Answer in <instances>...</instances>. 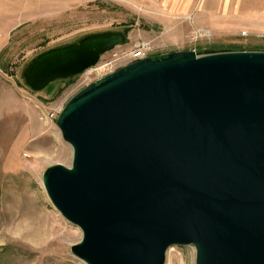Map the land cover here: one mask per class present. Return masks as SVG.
I'll use <instances>...</instances> for the list:
<instances>
[{
  "label": "water",
  "instance_id": "obj_1",
  "mask_svg": "<svg viewBox=\"0 0 264 264\" xmlns=\"http://www.w3.org/2000/svg\"><path fill=\"white\" fill-rule=\"evenodd\" d=\"M126 41L88 34L23 72L33 91L84 73ZM71 167L43 172L57 209L83 232L87 264H264V50L172 51L90 82L57 121Z\"/></svg>",
  "mask_w": 264,
  "mask_h": 264
},
{
  "label": "rangeland",
  "instance_id": "obj_2",
  "mask_svg": "<svg viewBox=\"0 0 264 264\" xmlns=\"http://www.w3.org/2000/svg\"><path fill=\"white\" fill-rule=\"evenodd\" d=\"M201 2L0 0V121L13 122L9 138L0 139V264H87L71 250L83 232L53 204L43 172L56 163L72 166L73 147L56 121L66 103L97 80L101 70L114 71L130 63L131 51L142 42L149 44L153 57L178 50L198 54L264 50V18L255 24L257 31L254 27L250 31L241 8ZM119 30H124L126 41L103 53L90 71L41 91L25 84L23 72L38 54L88 34ZM25 190L35 194L42 213L50 217L44 226H34L32 220L33 226H24L27 218L22 223L8 221L7 198ZM59 225L62 229L56 230ZM34 228L40 229L37 237L24 235ZM195 259L193 245H175L165 264H195Z\"/></svg>",
  "mask_w": 264,
  "mask_h": 264
},
{
  "label": "bare ground",
  "instance_id": "obj_3",
  "mask_svg": "<svg viewBox=\"0 0 264 264\" xmlns=\"http://www.w3.org/2000/svg\"><path fill=\"white\" fill-rule=\"evenodd\" d=\"M5 118H7V116ZM12 125L13 122L10 123L9 120L0 121V139L7 140L9 138L12 133ZM6 202L5 206L10 213L8 221L12 224L16 223V221L20 222L24 218H27L28 221L25 220V223L23 224L24 226H44L47 219L50 218L46 213H42V210L36 201L35 194L30 193L28 190L11 194ZM30 220L33 221V225ZM55 229L60 230L62 227L59 225L56 226ZM39 230V228L29 229L28 231H25L24 235L37 237Z\"/></svg>",
  "mask_w": 264,
  "mask_h": 264
},
{
  "label": "crops",
  "instance_id": "obj_4",
  "mask_svg": "<svg viewBox=\"0 0 264 264\" xmlns=\"http://www.w3.org/2000/svg\"><path fill=\"white\" fill-rule=\"evenodd\" d=\"M201 4H203L202 6L241 8L240 13L248 16L245 22H247L250 31H253V27L257 31L259 27L255 26V24H260V19L264 18V0H202ZM190 5L194 7V2H191ZM251 8H256L257 10H252Z\"/></svg>",
  "mask_w": 264,
  "mask_h": 264
},
{
  "label": "built area",
  "instance_id": "obj_5",
  "mask_svg": "<svg viewBox=\"0 0 264 264\" xmlns=\"http://www.w3.org/2000/svg\"><path fill=\"white\" fill-rule=\"evenodd\" d=\"M149 51H150V46H149L148 43H146V42L139 43L137 46H135V49L131 51V59H130V62H133L135 60H138V59L144 58L146 56H149ZM94 67H96V66H93V67L88 68L85 72L90 71V69H93ZM112 71L113 70H110V71H106L105 72V71L101 70L98 73L99 74L98 79L104 77L105 75L111 73Z\"/></svg>",
  "mask_w": 264,
  "mask_h": 264
},
{
  "label": "trees",
  "instance_id": "obj_6",
  "mask_svg": "<svg viewBox=\"0 0 264 264\" xmlns=\"http://www.w3.org/2000/svg\"><path fill=\"white\" fill-rule=\"evenodd\" d=\"M130 29L129 28H126V30H125V33H127L128 31H129ZM74 77H76V76H73V77H69V78H65V79H57V80H55V81H53V82H51L46 88H49L51 85H53V83H55L56 81H63V82H66V81H70V80H73L74 79Z\"/></svg>",
  "mask_w": 264,
  "mask_h": 264
},
{
  "label": "flooded vegetation",
  "instance_id": "obj_7",
  "mask_svg": "<svg viewBox=\"0 0 264 264\" xmlns=\"http://www.w3.org/2000/svg\"><path fill=\"white\" fill-rule=\"evenodd\" d=\"M119 31H122V32H124V30H119Z\"/></svg>",
  "mask_w": 264,
  "mask_h": 264
}]
</instances>
